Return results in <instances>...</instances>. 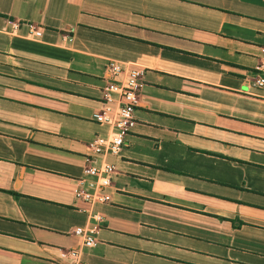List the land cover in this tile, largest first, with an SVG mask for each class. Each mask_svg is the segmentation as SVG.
Listing matches in <instances>:
<instances>
[{
    "label": "crops",
    "instance_id": "0c3cea01",
    "mask_svg": "<svg viewBox=\"0 0 264 264\" xmlns=\"http://www.w3.org/2000/svg\"><path fill=\"white\" fill-rule=\"evenodd\" d=\"M263 46L264 0H0V264H264ZM131 69L125 146L94 155ZM105 160L110 198L77 199Z\"/></svg>",
    "mask_w": 264,
    "mask_h": 264
},
{
    "label": "built area",
    "instance_id": "2783aa9c",
    "mask_svg": "<svg viewBox=\"0 0 264 264\" xmlns=\"http://www.w3.org/2000/svg\"><path fill=\"white\" fill-rule=\"evenodd\" d=\"M14 29L19 23L12 22ZM30 33L40 35L41 32L30 27ZM264 53V46H263ZM109 74L113 77L123 72L118 63H111L108 66ZM260 74L254 81V85L264 87V58L258 66ZM142 72L131 69L127 72L123 81L111 80L104 91L101 107L93 113V119L111 127L107 135L97 134L92 140L90 147L94 155H119L125 146V137L128 134L134 120V112L139 104V90L141 87ZM116 173L115 165L110 161L96 162L89 164L84 170V176L76 181L75 196L86 203L105 202L110 198V187ZM74 233L84 236V243L87 246L95 245L93 231L86 232L78 226ZM68 255L74 260V264H88L79 259V252L70 250Z\"/></svg>",
    "mask_w": 264,
    "mask_h": 264
}]
</instances>
